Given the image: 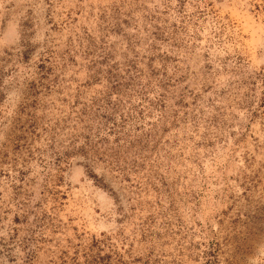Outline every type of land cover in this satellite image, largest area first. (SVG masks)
Masks as SVG:
<instances>
[{
    "label": "rangeland",
    "instance_id": "rangeland-1",
    "mask_svg": "<svg viewBox=\"0 0 264 264\" xmlns=\"http://www.w3.org/2000/svg\"><path fill=\"white\" fill-rule=\"evenodd\" d=\"M0 264H264V0H0Z\"/></svg>",
    "mask_w": 264,
    "mask_h": 264
}]
</instances>
